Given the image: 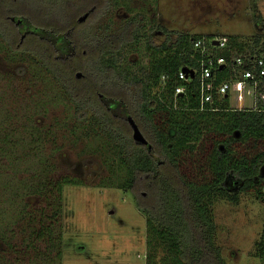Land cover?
Instances as JSON below:
<instances>
[{"label": "trees", "instance_id": "obj_1", "mask_svg": "<svg viewBox=\"0 0 264 264\" xmlns=\"http://www.w3.org/2000/svg\"><path fill=\"white\" fill-rule=\"evenodd\" d=\"M77 2L0 0V36L11 52L30 55L54 77L74 103L77 120L92 119L106 135L112 176L99 186L133 192L146 215V264H227L215 243L212 205L222 196L237 202L240 193L264 199V109L231 108L226 96L202 107L199 67L208 57L194 43L203 40L216 58H224L225 66L215 70L218 85L234 78L237 55L264 57V37L223 35L228 44L220 48L215 36L163 28L165 40L158 44L150 37L147 64L133 70L124 64L126 50L141 41L143 18L134 15L116 31L107 25L97 33L87 22L107 16L117 0ZM183 69L197 73L182 80ZM181 85L186 91L177 94ZM129 118L147 144L133 138ZM10 142L5 133L0 155L7 162L0 160V177L8 178L14 161H32L36 169L29 179L0 180V194L16 201L10 209L19 221L37 222L30 233L38 241L47 236V260L56 250L53 264H61L63 188L84 182L55 176L42 139L20 155ZM139 190L145 195L139 197ZM259 252L264 257V228Z\"/></svg>", "mask_w": 264, "mask_h": 264}, {"label": "rangeland", "instance_id": "obj_2", "mask_svg": "<svg viewBox=\"0 0 264 264\" xmlns=\"http://www.w3.org/2000/svg\"><path fill=\"white\" fill-rule=\"evenodd\" d=\"M77 1L71 0L72 4ZM134 15L143 18L144 29L141 41L126 50L124 64L133 70L147 64L144 45L150 37L162 43L164 29L215 37H264V0H117L107 16H93L87 23L97 33L107 25L116 31ZM241 82L235 73L228 96L231 108L254 104L252 93L243 90ZM74 111V103L54 77L30 55L11 52L0 36V140L9 135L10 149L20 155L32 142V147H39L42 139L55 176L84 182L63 188L61 264H146V215L132 191L99 186L112 176V147L92 119L79 121ZM0 160L7 162L1 155ZM14 162L5 166L11 173L8 178L1 175V181L16 182V176L29 179L36 169L32 161H20V166ZM143 192L137 191L138 196ZM238 198L237 202L224 196L215 199V243L227 264H264L259 252L264 199L246 193ZM13 201L0 194V264H53L56 250L48 260L45 255L48 237L33 238L30 228L37 222L19 221L10 209Z\"/></svg>", "mask_w": 264, "mask_h": 264}, {"label": "built area", "instance_id": "obj_3", "mask_svg": "<svg viewBox=\"0 0 264 264\" xmlns=\"http://www.w3.org/2000/svg\"><path fill=\"white\" fill-rule=\"evenodd\" d=\"M212 40L213 44L220 48H224L228 44L226 36L215 37ZM215 40L218 41V44L214 43ZM194 47L200 49L202 54H207L206 56L208 57L201 60L199 67L201 105L204 107L208 103L211 104L215 98L220 99L227 96L232 83L231 79H229L218 85L216 84L215 70L219 66L220 68L225 66L224 58H216L211 48L207 47L203 40H197L194 43ZM233 64L236 68L235 73L241 76V88L248 93H252L254 97L253 109H264V91H262L264 87V57L244 53L234 57ZM196 73L194 69L181 70L179 78L187 80L190 76L194 77ZM175 91L177 94H183L186 91V86H178Z\"/></svg>", "mask_w": 264, "mask_h": 264}, {"label": "water", "instance_id": "obj_4", "mask_svg": "<svg viewBox=\"0 0 264 264\" xmlns=\"http://www.w3.org/2000/svg\"><path fill=\"white\" fill-rule=\"evenodd\" d=\"M89 16V12L88 13H85L83 14L79 20L80 21H85ZM215 44H218V41L215 40L214 41ZM184 71H187V69H183ZM77 76L79 77L80 76V73H77ZM129 122L131 123L132 125V128H133V138L137 141V142H140V143H143V144H147V140L144 138L143 134L141 133V131L139 130L138 126L135 124V122L133 121L132 118H129Z\"/></svg>", "mask_w": 264, "mask_h": 264}, {"label": "crops", "instance_id": "obj_5", "mask_svg": "<svg viewBox=\"0 0 264 264\" xmlns=\"http://www.w3.org/2000/svg\"><path fill=\"white\" fill-rule=\"evenodd\" d=\"M237 35V34H236ZM229 96V94L226 96V97H228ZM251 108H253V105L251 106Z\"/></svg>", "mask_w": 264, "mask_h": 264}, {"label": "flooded vegetation", "instance_id": "obj_6", "mask_svg": "<svg viewBox=\"0 0 264 264\" xmlns=\"http://www.w3.org/2000/svg\"><path fill=\"white\" fill-rule=\"evenodd\" d=\"M23 37H24V36H23ZM23 37H22V38H23Z\"/></svg>", "mask_w": 264, "mask_h": 264}]
</instances>
